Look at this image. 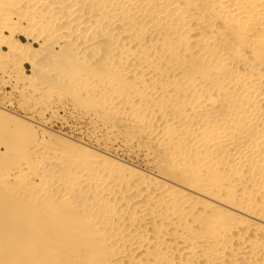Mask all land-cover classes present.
Here are the masks:
<instances>
[{"label": "bare ground", "instance_id": "1", "mask_svg": "<svg viewBox=\"0 0 264 264\" xmlns=\"http://www.w3.org/2000/svg\"><path fill=\"white\" fill-rule=\"evenodd\" d=\"M0 29L169 174L29 141L0 168L2 263L264 264V0H0Z\"/></svg>", "mask_w": 264, "mask_h": 264}, {"label": "rangeland", "instance_id": "2", "mask_svg": "<svg viewBox=\"0 0 264 264\" xmlns=\"http://www.w3.org/2000/svg\"><path fill=\"white\" fill-rule=\"evenodd\" d=\"M6 29H0V168L15 165L25 144L39 138L53 147L66 146L64 148L72 149L71 144L83 147L106 158L129 164L145 174L152 173L161 177L169 175L159 160L146 149L126 141L125 137L113 138L100 125L81 116L84 108L71 96L67 83L62 82L66 73L63 68L61 72L54 65L53 53H49L50 45H43L38 54L34 55V62L29 61L27 57L11 52L7 47L10 43L14 44V39L26 45L29 40L18 34L11 36ZM32 46L37 48L39 44L32 43ZM5 145L11 149L6 154ZM3 261L0 259V263Z\"/></svg>", "mask_w": 264, "mask_h": 264}]
</instances>
